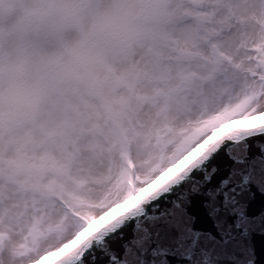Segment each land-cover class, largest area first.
<instances>
[{"label": "snow or ice", "instance_id": "6c2138e0", "mask_svg": "<svg viewBox=\"0 0 264 264\" xmlns=\"http://www.w3.org/2000/svg\"><path fill=\"white\" fill-rule=\"evenodd\" d=\"M225 141L264 175V0H0V264L86 260Z\"/></svg>", "mask_w": 264, "mask_h": 264}, {"label": "water", "instance_id": "95a60500", "mask_svg": "<svg viewBox=\"0 0 264 264\" xmlns=\"http://www.w3.org/2000/svg\"><path fill=\"white\" fill-rule=\"evenodd\" d=\"M246 150L247 142L241 147L225 141L182 180L101 232L87 248L86 260L69 264H97L98 259L104 264H216L217 242L226 235L231 253H254L255 264H264V223L249 224L246 236L234 228L237 209L249 217L264 214V191L257 187L264 185V175L241 171L234 163ZM245 175L254 182L244 185Z\"/></svg>", "mask_w": 264, "mask_h": 264}]
</instances>
